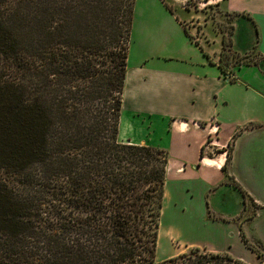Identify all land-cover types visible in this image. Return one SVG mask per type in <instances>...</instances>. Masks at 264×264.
I'll use <instances>...</instances> for the list:
<instances>
[{
    "label": "trees",
    "instance_id": "16d2710c",
    "mask_svg": "<svg viewBox=\"0 0 264 264\" xmlns=\"http://www.w3.org/2000/svg\"><path fill=\"white\" fill-rule=\"evenodd\" d=\"M134 1L0 0V264H246L156 261L167 153L117 140Z\"/></svg>",
    "mask_w": 264,
    "mask_h": 264
},
{
    "label": "crops",
    "instance_id": "0c3cea01",
    "mask_svg": "<svg viewBox=\"0 0 264 264\" xmlns=\"http://www.w3.org/2000/svg\"><path fill=\"white\" fill-rule=\"evenodd\" d=\"M217 1L235 16L234 48H253L260 61L223 71V35L216 49L198 42L187 29L196 11L175 0L188 17L175 18V34L162 39L172 64L126 70L117 140L167 153L162 242L173 237L186 250L164 260L201 248L264 264V0Z\"/></svg>",
    "mask_w": 264,
    "mask_h": 264
},
{
    "label": "rangeland",
    "instance_id": "374dc122",
    "mask_svg": "<svg viewBox=\"0 0 264 264\" xmlns=\"http://www.w3.org/2000/svg\"><path fill=\"white\" fill-rule=\"evenodd\" d=\"M217 2V0H187V8L196 11V17L187 22V29H191L193 38L205 45L209 44L212 50L218 46L213 42L219 35H223L220 63L222 62L225 71L242 62H255V60L259 62L260 58L255 53V49L239 53L234 48L232 38L236 33L235 16L224 14L217 6ZM187 17L188 13L181 8V5L175 3V0H135L126 70L129 68L135 72L136 64L144 60L149 66L172 64L161 56L162 51L172 49L169 45L166 46L165 43L168 42L162 39L170 38L172 33L175 34L173 31L175 18L186 21ZM159 225L160 239L155 256L157 258L160 251L163 258L158 257L156 259L158 262L168 257L169 251L172 252L171 254H177L186 250V244L176 238L168 237L162 242L166 233L161 219ZM247 245L263 255V249L257 243L247 241Z\"/></svg>",
    "mask_w": 264,
    "mask_h": 264
}]
</instances>
